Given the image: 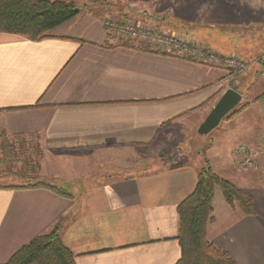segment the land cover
Segmentation results:
<instances>
[{"label": "crops", "instance_id": "obj_1", "mask_svg": "<svg viewBox=\"0 0 264 264\" xmlns=\"http://www.w3.org/2000/svg\"><path fill=\"white\" fill-rule=\"evenodd\" d=\"M72 1L80 7L78 14L47 37L0 31V140L17 144L29 139L76 155L106 151L114 155L118 171L72 191L60 186L71 197L41 187L0 188V263L61 219L60 237L75 264H175L181 253L177 206L193 191L198 169L207 163L253 197L255 214L229 205L215 186L206 238L237 264H264V95L258 98L264 83L257 76L259 62L256 81L236 107L241 109L205 136L208 141L196 156L180 153L156 161L161 155L156 144L168 137L185 144L227 88L239 92V80L227 85L233 78L223 68L129 42L120 45L103 26L104 16L116 13L124 24L130 16L180 18L192 25L216 18L241 30L264 26V0ZM239 145L256 152L247 172L238 166ZM142 154L148 156L145 163L125 168L130 155ZM118 155L125 157L118 161Z\"/></svg>", "mask_w": 264, "mask_h": 264}, {"label": "trees", "instance_id": "obj_2", "mask_svg": "<svg viewBox=\"0 0 264 264\" xmlns=\"http://www.w3.org/2000/svg\"><path fill=\"white\" fill-rule=\"evenodd\" d=\"M79 11L80 7L72 0H0V31L16 33L29 39H41L49 36L52 28L70 20ZM118 44L130 45L127 42ZM262 95L264 93L258 98ZM240 109L235 108L226 117L233 116ZM24 143L23 139L19 141L21 145ZM13 144L16 143L7 139L0 140L2 155L6 158L11 154ZM5 175L6 178H16L22 182L20 185L0 184V188L41 187L60 196L71 197L70 193L55 183L39 179L29 174L25 168L9 169ZM30 178L34 181L30 182ZM215 186L220 187L229 205L237 204L243 214H255L253 197L250 194L220 177L207 163H203L198 169L193 191L177 206V240L181 253L175 264H237L224 249L206 238V225L211 219ZM61 227L60 219L48 232L35 236L0 264H75L74 255L61 240Z\"/></svg>", "mask_w": 264, "mask_h": 264}, {"label": "rangeland", "instance_id": "obj_3", "mask_svg": "<svg viewBox=\"0 0 264 264\" xmlns=\"http://www.w3.org/2000/svg\"><path fill=\"white\" fill-rule=\"evenodd\" d=\"M118 5L121 6V4ZM106 17H111L117 22L121 20L120 15L116 13L107 14L104 18ZM128 19H130L128 22L130 24H150L156 27L159 26L186 36L189 39H193L197 43L221 55H238L240 58L244 59L251 68L249 69L248 67L249 70L247 69L241 74H235L223 68L226 71H224L226 75L233 78L232 81H228L227 85H235L236 82H234V79L238 78V84L235 86L238 87L241 95L246 96L248 94V86L256 81L254 79L256 76L254 75L258 62L253 58L255 55L258 56L264 52V44H262L264 34L261 32L262 29L264 30V26L256 24L251 28L244 27L241 30H235L236 28H233L231 24L227 27L220 19L216 18L208 20L206 23L201 22L195 25L188 24L185 20L180 18L172 17L149 18L144 16H130ZM262 20H264V18H262ZM209 133L203 135V137H199L196 134V130L191 131L190 138H187L188 140L182 145L175 144L176 141L172 137H168L164 143L156 144L155 149L157 151L161 149V155L155 156V160H161L162 158L174 159L180 153L196 156V153L206 145L208 141L206 138L209 136H205ZM9 142L14 143V141ZM13 145V150L7 158L2 155L0 146V184L21 183L22 181L16 178H6L5 172L9 169L25 168V170H28L29 174L39 179L53 182L66 191H72L88 181L103 180L109 172L115 173L118 171V165L114 164V161H112L115 160L112 158L114 155L106 151H98L92 155H84L82 153L76 155L72 152L77 151L67 152L68 150L66 149H61L62 151H60L53 147L46 149L45 146L37 144L34 140L29 139H25V143L22 145L19 144V141L17 144ZM80 151L82 152L83 150ZM60 152L64 154V157L62 159H57L58 157H56V154ZM66 154L69 156H66ZM123 155H118V161L123 160L125 157ZM129 157L132 159V162L129 164V167H125L127 169L136 167L134 166L136 161L143 162L148 159L146 154L139 155L138 157L130 155ZM126 161H129V159ZM45 172H47V174H44ZM54 174H57V176L55 177ZM29 180L30 182L34 181L33 178Z\"/></svg>", "mask_w": 264, "mask_h": 264}, {"label": "built area", "instance_id": "obj_4", "mask_svg": "<svg viewBox=\"0 0 264 264\" xmlns=\"http://www.w3.org/2000/svg\"><path fill=\"white\" fill-rule=\"evenodd\" d=\"M103 26L106 34L118 42H129L138 49L169 54L209 66L224 68L235 74H241L249 67V64L237 55H221L193 39L159 26L124 24L111 17L103 19ZM256 61L260 64L257 76L264 83V52ZM237 149L242 154L238 162L240 170L243 172L251 170L255 165L256 152L244 145H239Z\"/></svg>", "mask_w": 264, "mask_h": 264}, {"label": "water", "instance_id": "obj_5", "mask_svg": "<svg viewBox=\"0 0 264 264\" xmlns=\"http://www.w3.org/2000/svg\"><path fill=\"white\" fill-rule=\"evenodd\" d=\"M240 100V92L232 87L227 88L212 106L202 122L198 125L196 133L199 136L209 133L212 129L218 126L220 121L225 118L229 112L236 108L240 103Z\"/></svg>", "mask_w": 264, "mask_h": 264}]
</instances>
